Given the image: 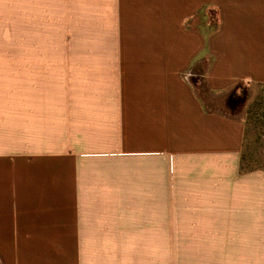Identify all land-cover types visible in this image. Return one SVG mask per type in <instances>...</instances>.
I'll list each match as a JSON object with an SVG mask.
<instances>
[{
	"label": "crops",
	"instance_id": "1",
	"mask_svg": "<svg viewBox=\"0 0 264 264\" xmlns=\"http://www.w3.org/2000/svg\"><path fill=\"white\" fill-rule=\"evenodd\" d=\"M198 77L264 86V0H0V264H264V168Z\"/></svg>",
	"mask_w": 264,
	"mask_h": 264
},
{
	"label": "rangeland",
	"instance_id": "2",
	"mask_svg": "<svg viewBox=\"0 0 264 264\" xmlns=\"http://www.w3.org/2000/svg\"><path fill=\"white\" fill-rule=\"evenodd\" d=\"M206 64L198 66L200 73ZM198 96L210 110L225 113L243 120L247 138L244 150V168H264V86L249 88L240 86L230 95H213L203 77L192 78Z\"/></svg>",
	"mask_w": 264,
	"mask_h": 264
}]
</instances>
